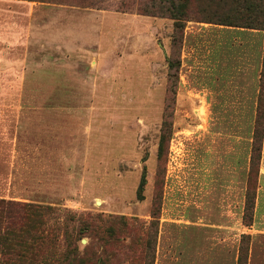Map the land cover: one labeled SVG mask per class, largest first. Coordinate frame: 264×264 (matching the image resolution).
Instances as JSON below:
<instances>
[{"label":"rangeland","instance_id":"obj_1","mask_svg":"<svg viewBox=\"0 0 264 264\" xmlns=\"http://www.w3.org/2000/svg\"><path fill=\"white\" fill-rule=\"evenodd\" d=\"M106 15L83 51L0 42V199L56 211L54 260L71 242L84 264H149L158 231L155 264H238L243 234L248 264H264V144L254 223H244L258 94L251 40L236 39L231 60L222 45L213 68L212 41L184 58L168 18ZM200 27L188 22L185 35Z\"/></svg>","mask_w":264,"mask_h":264},{"label":"trees","instance_id":"obj_2","mask_svg":"<svg viewBox=\"0 0 264 264\" xmlns=\"http://www.w3.org/2000/svg\"><path fill=\"white\" fill-rule=\"evenodd\" d=\"M43 3H53L80 8L110 10L100 6L106 0H25ZM116 12L136 13L153 18H168L174 22L171 36L172 46L184 43L185 29L188 22L213 24L218 26L242 28L264 32V0H119ZM170 70L179 71L180 60H168ZM168 124L164 122L160 140L158 158L163 156V143ZM169 141V140H167ZM264 144V49L260 71L257 107L254 118L250 175L252 185L246 192L244 223L252 226L255 216V201L260 164ZM56 211L50 206H43L31 202H16L0 199V264H84L85 258H80L78 248L71 242L67 245V252L57 256V260L49 257L52 249L58 244L48 219L55 216ZM156 221L155 225L158 223ZM249 236L243 234L238 264H248ZM73 239V238H72ZM71 239V241H72ZM158 231L153 240L148 241L150 250L149 264H155ZM74 240V239H73ZM51 260H54L52 263ZM95 264H109L99 257Z\"/></svg>","mask_w":264,"mask_h":264},{"label":"crops","instance_id":"obj_3","mask_svg":"<svg viewBox=\"0 0 264 264\" xmlns=\"http://www.w3.org/2000/svg\"><path fill=\"white\" fill-rule=\"evenodd\" d=\"M106 14L142 16L163 21L161 18L93 8L25 0H0V42L8 45L4 47V50L11 52H14V50L18 52L83 51L86 50L87 45H92V39L89 37L91 34L89 33L96 31L95 21L98 18L107 16ZM202 25L207 27H200L197 33L186 32V35H184L182 48L184 58L194 59L197 54L201 53L202 47H205L209 40L212 41V47L210 51H207L208 58L206 62L213 68L214 66L218 67L224 59L222 54L224 46L222 47V45H225L227 53L231 55L228 59L231 60L234 58L232 52L236 48L235 40L241 37L249 38L255 65L253 82L255 89L257 88L255 92L258 93L263 61L264 32L213 24ZM210 35L211 39L209 38ZM188 44L192 52L187 46ZM19 46L20 50L18 49ZM255 114H253L254 118Z\"/></svg>","mask_w":264,"mask_h":264}]
</instances>
